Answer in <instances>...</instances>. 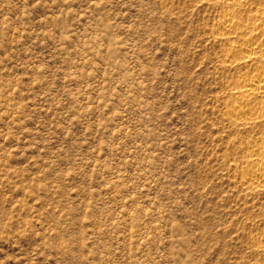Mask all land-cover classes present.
Listing matches in <instances>:
<instances>
[{
	"label": "rangeland",
	"instance_id": "obj_1",
	"mask_svg": "<svg viewBox=\"0 0 264 264\" xmlns=\"http://www.w3.org/2000/svg\"><path fill=\"white\" fill-rule=\"evenodd\" d=\"M226 8L264 29V0H0V264H264V110L229 121L264 59L229 64Z\"/></svg>",
	"mask_w": 264,
	"mask_h": 264
},
{
	"label": "bare ground",
	"instance_id": "obj_2",
	"mask_svg": "<svg viewBox=\"0 0 264 264\" xmlns=\"http://www.w3.org/2000/svg\"><path fill=\"white\" fill-rule=\"evenodd\" d=\"M211 3H228L230 6L243 7L248 0H209ZM262 13L258 10L250 15L251 28H244L237 19L236 12L232 8H226L217 26L224 34L225 40L235 38L242 45L247 47L248 51L238 52L237 47L232 45L227 49V56L230 59L229 64H259L264 59V29L259 22L262 20ZM249 25V26H251ZM247 26V25H246ZM244 32L241 34V32ZM256 32V34H255ZM236 104L229 112V121L233 123L247 124L250 118L240 117V114L246 111L253 114L256 111L264 110V72L251 73L242 78L240 86L234 93ZM257 114V113H255ZM258 115V114H257ZM259 116V115H258ZM248 162L258 163L252 167L241 178L245 184L251 185L255 189H264V147H259L257 152L249 158Z\"/></svg>",
	"mask_w": 264,
	"mask_h": 264
}]
</instances>
